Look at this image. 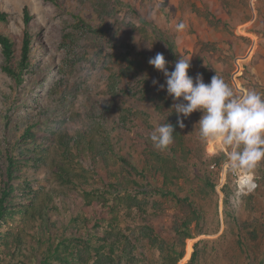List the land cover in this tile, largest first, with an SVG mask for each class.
I'll list each match as a JSON object with an SVG mask.
<instances>
[{
  "label": "rangeland",
  "instance_id": "rangeland-1",
  "mask_svg": "<svg viewBox=\"0 0 264 264\" xmlns=\"http://www.w3.org/2000/svg\"><path fill=\"white\" fill-rule=\"evenodd\" d=\"M57 2L55 5L45 0H0V12L6 19L0 28L15 36L17 47L23 32L22 11L28 10L33 46L30 53L33 71L23 74L19 83L1 70L0 52V172L5 162L3 140H12L20 127L33 121L68 132L78 125L75 119H81L80 126L86 122L96 126L95 122L99 121L108 132L114 151H129L140 163L141 154L131 144V137L137 132L151 143L150 133L172 111V98L166 90H159V85L165 82L163 74L148 64L156 53H163L170 62L169 71L173 70L176 59L190 58L188 74L194 81L200 74L207 84L216 74L236 95L248 90L264 93V0ZM196 7L212 10L219 19L216 25L197 15ZM79 17L87 19L91 28L106 27L107 31H90ZM181 22L187 27L177 31L176 25ZM124 57L133 62L129 68ZM153 79L158 81L157 85L152 84ZM83 109L93 113L94 118L86 121ZM200 115L193 112L183 120L185 127H178L182 155L176 161L182 172L173 189L178 194L189 195L203 214L201 220L191 223L196 235L189 238L191 251L183 264L189 262L193 252L191 264H264V161L253 173L257 187L248 193L238 192L237 175L227 168L228 153L205 146L199 138L195 124ZM210 151L215 154L211 155ZM101 165L100 161L86 160V155L74 161L76 169L84 170L85 174L86 167L91 172L93 167ZM22 168L15 181L27 182L34 190L48 191L50 186H56L48 165L36 166L30 160ZM125 185L128 194L140 190L128 177ZM61 197L53 198L54 207L49 210V239L39 236L35 222L22 229V217L18 214L0 227L1 232L22 236L20 248L27 253L24 258L27 264H38L41 250L52 238L75 229L81 232L71 219L77 213L86 215L80 210L78 188L77 202L71 203L67 197L63 201ZM152 198L166 208V213L174 205L169 197L158 192H152L148 201ZM147 208L160 210L151 204ZM119 215L122 228L128 222L134 232L138 230V215L133 209H121ZM169 220L166 216L160 221L152 217L156 231L154 245L147 240L133 243L132 252L139 264L172 262L173 253V258L164 257L172 252V243L176 250L182 245L184 251L187 238L183 243L173 239L167 226ZM22 258V255L10 256L8 249L0 244V264H20L18 260Z\"/></svg>",
  "mask_w": 264,
  "mask_h": 264
},
{
  "label": "trees",
  "instance_id": "trees-1",
  "mask_svg": "<svg viewBox=\"0 0 264 264\" xmlns=\"http://www.w3.org/2000/svg\"><path fill=\"white\" fill-rule=\"evenodd\" d=\"M45 1L58 4L57 0ZM133 12L143 21L137 11L133 9ZM195 12L203 16L210 25H216L219 20L215 13L207 8L196 7ZM30 16L28 10L23 8V32L19 47L15 36L0 28V52L3 61L1 70L17 83L23 80V74L33 71L31 68L33 61L30 57L33 47L32 33L28 26ZM80 19L90 31L103 33L107 31L106 27L91 28L87 19L83 17ZM5 21L4 14L0 12V25L5 24ZM133 37L135 35L130 37L131 40ZM123 60L127 61L128 68L133 64L132 60L125 57ZM124 71L122 69L120 74H125ZM82 113L86 121L94 118L93 113L86 109H83ZM80 120H74L78 125L73 132L53 129L49 127L50 125H39V121H33L20 127L12 140H3L5 162L0 172V227L18 214L22 217V229L35 222V230L39 236H46L49 239L51 238L48 233L49 210L54 207L53 198L63 196L67 197L69 202L75 203L78 188L79 200L82 202L80 210L85 211L86 215L81 216L77 213L71 219L81 232L75 229L74 232L52 238L45 249L41 250L38 264H139L132 252L133 243L147 240L150 245H154L156 231L155 224L151 222L152 217H157L160 221L164 216L170 218L167 226L172 230L173 239L179 243L187 239L184 251L182 245L176 250L172 243L170 246L172 252L166 253L164 257L170 258L173 253V261L161 264H176L180 258L178 264H183L191 251L189 238L196 235L192 231L191 223L194 220H201L203 214L189 195L178 194L173 189L182 172L180 164L176 161V158L182 155L179 148L182 136L176 125V114L173 112L167 117V122L174 126V142L166 152L154 149L148 139L142 138L137 132L131 137L133 142L131 144L141 154L140 163L129 151L124 153L114 151L112 142L107 137L108 132L103 130L99 121L95 122L96 126L88 122L80 126ZM18 124L16 122V126ZM84 155L86 160L92 163L100 161L102 165L93 167L91 172L86 167V174L84 170H77L74 161H79ZM76 157L79 158L75 160ZM30 160L36 166L48 165L52 183L56 186H50L48 191L34 190L27 182L15 181L19 178L22 167ZM100 171L103 173H99ZM127 177L132 184L140 187V190L132 195L125 192ZM152 192L170 198L168 199L174 205L169 213H166V208H163L155 198L148 201ZM137 193L143 196L139 197ZM63 197L61 198L64 201ZM150 204L155 210H160L157 212L149 210L147 206L150 207ZM121 209H133L137 213L139 222L136 232L128 222L125 228L121 227L119 222ZM22 241L19 233L0 231V244L8 249L10 256L22 255L23 258L18 262L27 264L24 261L27 253L20 248ZM194 253L187 264L193 262Z\"/></svg>",
  "mask_w": 264,
  "mask_h": 264
},
{
  "label": "clouds",
  "instance_id": "clouds-1",
  "mask_svg": "<svg viewBox=\"0 0 264 264\" xmlns=\"http://www.w3.org/2000/svg\"><path fill=\"white\" fill-rule=\"evenodd\" d=\"M186 27L181 22L176 30L183 31ZM148 64L165 78L159 90H166L173 100L170 114H176V125L183 129V120L193 112H200L195 124L200 140L205 146L227 152L230 172L245 176L251 183L254 170L264 161V93L248 90L236 95L216 74L207 84L200 74L194 81L188 74L190 58L176 59L172 71L168 70L170 62L163 53H156ZM152 84L157 85L158 81L153 79ZM167 117L166 122L158 123L149 136L154 149L160 152L168 150L174 142V126L167 122ZM210 154L215 153L210 151Z\"/></svg>",
  "mask_w": 264,
  "mask_h": 264
},
{
  "label": "built area",
  "instance_id": "built-area-1",
  "mask_svg": "<svg viewBox=\"0 0 264 264\" xmlns=\"http://www.w3.org/2000/svg\"><path fill=\"white\" fill-rule=\"evenodd\" d=\"M235 182H236V187L240 193L251 192L257 187V182L254 180V178L252 179V182L249 183L248 179L243 175H239V176L237 175ZM253 184L255 186H253Z\"/></svg>",
  "mask_w": 264,
  "mask_h": 264
}]
</instances>
